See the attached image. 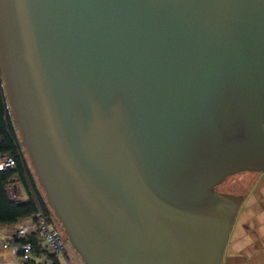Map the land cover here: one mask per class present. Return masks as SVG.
I'll return each mask as SVG.
<instances>
[{
  "label": "water",
  "instance_id": "1",
  "mask_svg": "<svg viewBox=\"0 0 264 264\" xmlns=\"http://www.w3.org/2000/svg\"><path fill=\"white\" fill-rule=\"evenodd\" d=\"M0 74L84 264H221L216 186L264 172V0H0Z\"/></svg>",
  "mask_w": 264,
  "mask_h": 264
},
{
  "label": "trees",
  "instance_id": "2",
  "mask_svg": "<svg viewBox=\"0 0 264 264\" xmlns=\"http://www.w3.org/2000/svg\"><path fill=\"white\" fill-rule=\"evenodd\" d=\"M2 154L14 156L16 167L15 169L0 170V226L14 224L20 218L35 214L40 209L44 210L50 221H55L56 218L45 200L43 191L38 190V183L33 171L31 172L28 168L18 133L8 111L4 90L0 86V155ZM15 180L22 182L27 191V198L24 199L25 202L23 203H18L21 200H13L8 195L7 186ZM57 223L62 230L58 221ZM22 242H29L35 258H38L37 261L33 258L26 264H46L43 259L50 256L42 250L38 234L29 233L25 238L18 241L15 239L10 241L12 244Z\"/></svg>",
  "mask_w": 264,
  "mask_h": 264
},
{
  "label": "crops",
  "instance_id": "3",
  "mask_svg": "<svg viewBox=\"0 0 264 264\" xmlns=\"http://www.w3.org/2000/svg\"><path fill=\"white\" fill-rule=\"evenodd\" d=\"M253 174L248 190L240 194L243 201L221 264H264V172ZM5 239L0 232V258L11 264L15 261L10 249L2 247Z\"/></svg>",
  "mask_w": 264,
  "mask_h": 264
},
{
  "label": "built area",
  "instance_id": "4",
  "mask_svg": "<svg viewBox=\"0 0 264 264\" xmlns=\"http://www.w3.org/2000/svg\"><path fill=\"white\" fill-rule=\"evenodd\" d=\"M0 86L3 88V80L0 74ZM16 161L14 156L8 154L0 155V170L15 169ZM6 236L3 248H9L14 258L11 264L29 263L35 254L29 242L11 244L9 241L14 239L13 235L19 239L25 238L29 233L38 234L41 241V248L44 253L50 257H46L43 261L46 264H80L82 259L78 256L75 261L68 253L67 245L62 239L61 229L50 221L43 209L39 212L20 218L16 223L2 226ZM78 255V254H77ZM36 261L38 258H35ZM0 264H7L5 259L0 258Z\"/></svg>",
  "mask_w": 264,
  "mask_h": 264
},
{
  "label": "rangeland",
  "instance_id": "5",
  "mask_svg": "<svg viewBox=\"0 0 264 264\" xmlns=\"http://www.w3.org/2000/svg\"><path fill=\"white\" fill-rule=\"evenodd\" d=\"M23 154H24V157L27 161L28 168L32 172V167H31L29 158H28L27 154L25 153L24 149H23ZM253 173H258V172L243 171V172H239L237 174L231 175L223 183L216 186V189L219 192L234 193V194L240 195V194L244 193L246 190H248L250 183L252 182L251 177H252V175H254ZM37 187H38L39 191H42L41 187L38 186V184H37ZM7 192H8L9 197L13 200L19 201V200H24L27 198V191L24 188L22 182H20L18 180L11 182L7 186ZM54 223L58 226V223L56 220L54 221ZM0 232L1 233L5 232L3 227L0 229ZM62 239L67 245L69 255L75 261H78L77 252L71 246L67 236L64 234L63 231H62ZM80 264H84V263H80Z\"/></svg>",
  "mask_w": 264,
  "mask_h": 264
}]
</instances>
